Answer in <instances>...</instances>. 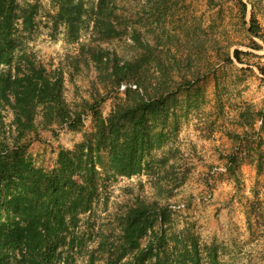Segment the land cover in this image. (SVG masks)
Instances as JSON below:
<instances>
[{
    "label": "rangeland",
    "instance_id": "rangeland-1",
    "mask_svg": "<svg viewBox=\"0 0 264 264\" xmlns=\"http://www.w3.org/2000/svg\"><path fill=\"white\" fill-rule=\"evenodd\" d=\"M184 233L264 264V0H0V264H168Z\"/></svg>",
    "mask_w": 264,
    "mask_h": 264
},
{
    "label": "trees",
    "instance_id": "trees-1",
    "mask_svg": "<svg viewBox=\"0 0 264 264\" xmlns=\"http://www.w3.org/2000/svg\"><path fill=\"white\" fill-rule=\"evenodd\" d=\"M243 7L245 8V4H243ZM252 28H251V33L254 34L255 37H258L259 35V26L257 24V20L255 19V17L252 18ZM263 71V70H262ZM20 83L24 84V89L26 91H41V89L44 88H48L49 90H51L52 88L50 87L51 85H53V90L57 91L58 94L61 93V88L60 86H58V84L56 83H49L48 78H36V77H29L27 75H24L22 77H18V79L16 80ZM55 86V87H54ZM130 90L126 89L125 93L126 94H130ZM102 123V122H101ZM104 124H98L97 128L102 130H104ZM137 141L136 144L141 145L142 143V139L141 137L137 136V137H132V135H127L124 138V144L121 146L122 147V151L127 150V148H130V143L131 141ZM120 150V149H119ZM121 152L119 151H112V157H111V165L110 168L114 169L117 172L123 173V175L126 176H133V175H139L142 171H144L143 169V160L141 158L138 157H132L131 155L133 154H129L127 153L126 156L121 157ZM67 166H70V164H67ZM71 169V168H70ZM67 170V167H66ZM88 175L90 176V178H92L91 180L93 181V184L91 185L92 187L94 186L95 188H97V184H96V180L98 181V170H96L95 168V164L94 162L91 160V162L88 163V165L86 166V168L84 169ZM70 171H73L72 169ZM76 171V170H75ZM77 172V171H76ZM139 201V205L142 207L145 206V202L143 200H138ZM136 212H138V208H136L135 210ZM139 219V213L134 216V228L135 226L138 227L140 226V222H138ZM133 238V248H136L138 241L140 240V238L142 237L141 235L138 234V230H136V232L132 233ZM190 238V236H188L187 234H182V250H181V255L174 257L173 259H171V257L169 258V255H164V257L166 258L165 261L168 264H202L201 263V248H200V243L198 242V240L193 239L192 241L188 240ZM159 242V241H158ZM157 241H150V243H148L147 246V256H150L151 254L154 253V251L156 250L157 247L159 251H161L163 249V247H161L162 244H159ZM185 242V243H184ZM184 243V244H183ZM207 250H209L208 248H206ZM164 253V252H162ZM161 254V252H160ZM172 256V255H170ZM173 257V256H172ZM158 258V257H157ZM159 259V258H158ZM136 264H144L143 262H137Z\"/></svg>",
    "mask_w": 264,
    "mask_h": 264
}]
</instances>
